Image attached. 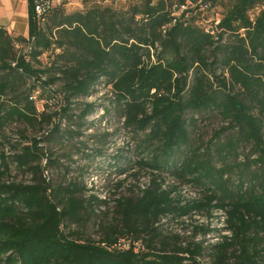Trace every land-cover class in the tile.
<instances>
[{
	"label": "trees",
	"instance_id": "trees-1",
	"mask_svg": "<svg viewBox=\"0 0 264 264\" xmlns=\"http://www.w3.org/2000/svg\"><path fill=\"white\" fill-rule=\"evenodd\" d=\"M196 1L143 0L140 8L123 15L97 6L71 14L55 9L40 29L33 20V0H26L27 38L13 37L0 28V132L13 121L39 128L50 124L37 112L33 97L36 88L54 84L55 73L65 78L69 99L88 96L103 79L123 108L125 125L134 132H148L146 144L158 143L152 163L142 165L154 172L166 169L177 177H191L205 194L204 205L180 208L173 207L169 193L159 186L146 188L135 202L118 200L125 223L120 237L148 231L164 214L182 215L217 202V208H226L234 239L242 244L230 258L227 250L235 243L224 242L213 264H264V179L251 173L248 181L254 186L244 191L223 180L225 161L235 152L234 141L217 146L219 169L209 155L199 160L193 153L180 160L189 141L186 127L195 123L186 115L216 110L227 123L223 132L236 131L239 141L252 146L255 159L241 165L242 174L251 165L264 171V9L253 19L249 16L264 0H235L218 24L208 29L197 28L185 18L187 11L180 12L182 5L189 8ZM217 1L200 3L208 6ZM156 44L168 57L160 53L146 63ZM45 53L52 56L48 68L32 65ZM218 70L223 74L216 75ZM31 80L28 89L18 90ZM92 110L89 105L81 119ZM52 132L51 139L64 137L57 124ZM25 140L29 145L12 158L17 169L31 168L32 174L40 175L45 170L43 160L56 164L40 140ZM5 161L1 159L4 170ZM79 193L75 185L50 189L41 180L30 185L0 184V264H199L197 248L186 249L189 257L185 259L178 251L160 253L147 248L139 254L131 250L110 253L99 244L71 240L61 227L65 220L78 222L84 209L76 198ZM116 239L101 243L111 245Z\"/></svg>",
	"mask_w": 264,
	"mask_h": 264
},
{
	"label": "rangeland",
	"instance_id": "rangeland-1",
	"mask_svg": "<svg viewBox=\"0 0 264 264\" xmlns=\"http://www.w3.org/2000/svg\"><path fill=\"white\" fill-rule=\"evenodd\" d=\"M200 1L193 3L184 16L197 28L208 29L216 25V21L223 17L235 0H218L216 4L208 6L202 5ZM142 4L143 0H87L82 4L66 7L63 11L71 14L97 6L123 15L130 14L132 8H140ZM260 9H264V5L249 12L251 19ZM226 37L227 35L223 37V42L227 41ZM155 47L156 49L149 51L146 63L155 61L160 53L161 57H168L158 44ZM51 57L49 53H45L38 59V64L32 62V65L38 69L48 68ZM52 73L53 71L48 74ZM221 73L222 70H218L216 75ZM54 75V84L46 89L41 86L36 88L38 92L33 97L37 112L46 117L50 124L39 128L36 124L31 126L13 121L0 132V184L30 185L41 180L50 189L77 186L80 193L76 198L83 203L84 209L79 212L78 222L65 220L61 227L64 234L74 241L101 246L106 238H117L114 241L121 242L117 244L121 250H127L137 241L140 246L136 247L140 250H136V253H142L147 248L160 253L178 251V255L185 259L189 257L185 253L186 249L197 248L199 264H213L218 247L226 241L235 243H231L233 246L228 248V256H235L239 252L238 247L242 243L234 239L236 233L229 223L227 210L217 208V202H212L210 207L191 209L182 215L164 214L151 223L148 231H141L132 238L129 235L120 237V233L125 231V223L118 200L135 202L146 188L154 189L159 186L160 191L169 193L174 208L201 206L205 203L204 191L193 183L191 177H177L171 170L166 169L154 172L142 165L152 163L153 155L158 152L154 149L158 143L146 144L148 132H134L125 125L123 108L116 103L111 87L103 79L88 96L69 99L64 91L65 78L57 73ZM224 76L228 78L226 73ZM46 77L47 75L42 77V80L47 79ZM31 82L32 80L20 84L18 90L28 89ZM10 97L6 96L4 99ZM89 105H93V110L82 120V113L89 109ZM189 117H193L195 123L186 127L189 141L182 149V154L180 153L181 161L193 153L199 160H204L209 155L208 159L219 169L221 164L215 150L218 145L230 139L235 143V155L232 154L225 161L227 170L223 180L231 188L241 187L244 191L254 186L248 181L251 173L256 172L264 179V171L260 170V166L251 165L242 174L241 165L255 159L252 146L239 141L236 131L223 132L227 123L216 110L189 113L186 118ZM56 124L64 136L61 140L56 136L51 139L54 133L52 128ZM218 133L220 135L216 137ZM46 134L50 135L48 139L44 138ZM32 137L41 141L40 146L50 154L51 161L56 162L47 165L46 160H43L41 165L45 170L40 175L32 174L31 168L17 169L12 159L21 154L23 147L29 145L25 138ZM2 158L6 159V170L2 168ZM56 210L60 212L61 207L58 206ZM261 236L264 237V234ZM126 241L131 244L130 247L124 244Z\"/></svg>",
	"mask_w": 264,
	"mask_h": 264
},
{
	"label": "built area",
	"instance_id": "built-area-1",
	"mask_svg": "<svg viewBox=\"0 0 264 264\" xmlns=\"http://www.w3.org/2000/svg\"><path fill=\"white\" fill-rule=\"evenodd\" d=\"M26 1V0H23ZM84 0H33V20L36 23V25L38 26V28L40 29H44L45 25L47 23V18L48 16L51 14V12L55 9H66V7H70V6H75V5H79L82 4ZM188 7L187 5H182L180 7V12H186L188 11ZM216 24H218V22L216 21ZM121 243L120 241L114 242L111 245H107L105 243H101V247H103L106 251L113 253H122L125 251H132L133 254H139L136 253V250H140L139 247L136 246H140L138 245L137 241L132 244L126 241L124 244H128V246L130 248H128L127 250H121L120 247L117 246V244ZM139 248V249H137Z\"/></svg>",
	"mask_w": 264,
	"mask_h": 264
},
{
	"label": "crops",
	"instance_id": "crops-1",
	"mask_svg": "<svg viewBox=\"0 0 264 264\" xmlns=\"http://www.w3.org/2000/svg\"><path fill=\"white\" fill-rule=\"evenodd\" d=\"M0 28L13 37L27 38V2L23 0H0Z\"/></svg>",
	"mask_w": 264,
	"mask_h": 264
}]
</instances>
